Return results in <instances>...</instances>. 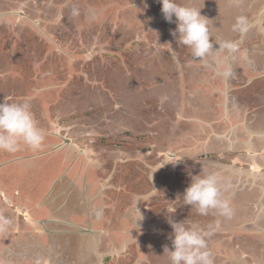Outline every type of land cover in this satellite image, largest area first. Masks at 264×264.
Here are the masks:
<instances>
[{"label": "rangeland", "instance_id": "374dc122", "mask_svg": "<svg viewBox=\"0 0 264 264\" xmlns=\"http://www.w3.org/2000/svg\"><path fill=\"white\" fill-rule=\"evenodd\" d=\"M178 2L200 10L218 51L194 59L171 35L176 25L163 19L157 0H0V102H27L46 133L38 149L0 151V259H13L10 245L29 227L27 215L40 219L46 182L85 175L86 168L97 197L87 207V246L96 243L98 253L127 246L104 264H170L168 209H176L175 222L210 233L213 264H264V143L228 150L232 142H220L238 115L252 128L249 119L264 111V83L247 72L264 75V0ZM226 42L238 51L229 55ZM225 60L234 65L227 79L217 74ZM23 148L38 164L12 160ZM169 155L179 162L160 168ZM248 165L258 180L253 200L226 173L251 171ZM209 172L221 178L230 217L201 216L177 199L190 174Z\"/></svg>", "mask_w": 264, "mask_h": 264}, {"label": "clouds", "instance_id": "9594fccd", "mask_svg": "<svg viewBox=\"0 0 264 264\" xmlns=\"http://www.w3.org/2000/svg\"><path fill=\"white\" fill-rule=\"evenodd\" d=\"M157 2L161 5L163 19L167 23L176 25L171 35L190 50L194 59H204L212 52L218 51L211 42L208 20L201 15L200 10L178 2V0H157ZM238 24H245L243 18L238 21ZM168 47L169 51L175 52L171 44H168ZM238 47V44L233 42L221 45V48L226 49L229 55L237 52ZM223 63L224 71H218L217 74L227 79L232 75V69L226 60ZM45 135V131L38 127L27 102L17 103L5 100L0 102V151L15 152L21 145L38 149ZM172 161H175V157L169 155L166 161L161 162L160 168L179 162L172 163ZM152 189L156 191L153 187ZM223 190L224 187L218 173L190 174L189 185L182 196H178L177 199L182 200L185 206H194L201 216L214 211L220 216L230 217L232 208L229 201L223 198ZM136 211L142 219L137 207ZM175 211L176 209L166 210L169 217L167 222L172 228L170 237L172 247L171 249L165 247L164 252L167 253L170 264H213L206 241L210 233L197 224L186 225L184 221L175 222L171 218ZM3 223L7 224L8 221L4 220Z\"/></svg>", "mask_w": 264, "mask_h": 264}, {"label": "crops", "instance_id": "0c3cea01", "mask_svg": "<svg viewBox=\"0 0 264 264\" xmlns=\"http://www.w3.org/2000/svg\"><path fill=\"white\" fill-rule=\"evenodd\" d=\"M247 72L251 75L250 78L254 83H264V75H258L256 69H247ZM260 79L263 81H260ZM245 103H248V101ZM258 114L249 120H254L256 123L260 121L261 126L255 123L251 128V126L243 124V120H245L244 116L238 115V121L234 123L230 131H227V134L223 133L221 135L220 142L227 143L225 140L231 141L232 143L226 146L228 150L233 149L234 146L237 147L242 142L243 145L247 146L251 143L257 146L260 141L264 143V111H262L260 116ZM246 123L252 125L248 119ZM209 135L210 133L208 137ZM212 135L214 136V134ZM208 137L207 141H210L212 138L208 139ZM217 145L219 146V144ZM25 148L28 149L26 146ZM25 148L22 149L20 156H16L12 160H17L24 164L27 162L25 164L27 166L29 163L33 165L38 164L37 158L28 156L29 153H26L27 149ZM248 149L250 150L249 147ZM12 155L14 156L15 153L13 152ZM253 166L254 164H252ZM88 173L91 174L90 169L87 170L85 168V175L80 176L77 171V175H73V178L67 177L62 179L61 175L58 178L56 177L57 179L55 178V182L52 184L46 182L45 192L39 195L41 197L40 205H42L40 219H30L27 215L26 221L29 227H27L26 231L25 229H21V232L14 236V242H11L12 245H10L13 248L11 250V257L13 259H0L2 263L5 264L7 261L8 264H12L20 256L22 258L31 256V259H33L31 264H104L107 258L124 252L123 249H126L127 246L121 247V250L116 252L115 250L117 249L114 248V251H110L112 246H108L107 251L104 253H98L96 243L93 244V247L87 246L88 242L92 241V235L83 229L91 225L90 217L92 216H89L87 207L91 205L90 202H93L94 205L97 201V197L93 193L92 183L87 181L86 174ZM139 202L140 200L138 201L137 198L136 203ZM83 208L86 211H83ZM78 218L80 220H77ZM97 229L102 232V235L104 233L106 235L107 233L108 238L112 237L110 230L106 226L99 225ZM40 236H44L46 239L39 241L38 237ZM86 238H88V242ZM101 238L103 239L104 237L101 236ZM6 248L8 249V246ZM37 253L45 255L43 256L45 259H42V262H36L38 259H34L37 257ZM82 253L85 254L84 257H82ZM24 263L29 264L27 262Z\"/></svg>", "mask_w": 264, "mask_h": 264}, {"label": "flooded vegetation", "instance_id": "af4514ba", "mask_svg": "<svg viewBox=\"0 0 264 264\" xmlns=\"http://www.w3.org/2000/svg\"><path fill=\"white\" fill-rule=\"evenodd\" d=\"M253 1V3L255 4V5H257V3L258 2H260V1H263V0H252ZM255 36V34H254V32H250V36ZM204 62V61H203ZM221 64V63H220ZM219 64V65H220ZM233 66L234 65H232L231 64V69H233ZM235 69V68H234ZM256 84V83H255ZM260 143L262 144V142L260 141ZM243 151H246V148L244 149V150H242V152ZM37 156V155H36ZM240 159H243L242 157H240ZM247 159L248 160H250V157L249 156H247ZM235 161H233V163L231 162L230 164H232V166H234V164H237V163H239L240 162V160H237L236 159V162L234 163ZM248 167H250V165H248ZM255 168V167H254ZM248 170H251V167H250V169H248ZM252 171L253 170H251V171H244L243 170V172L242 173H240V172H237V173H234V172H231L230 170H226V173L228 174V178L230 179V178H232V176H233V178L234 179H236V181L235 182H239L241 185H244V187H245V189L247 188V189H249V190H251V193H249V195H246V196H248L247 198H249V200H253L254 199V193H253V190L255 191V184L254 183H256V181H258V180H254L255 178L252 176ZM253 172H255V171H253ZM231 181H233V180H231ZM259 182H260V180H259ZM264 182V181H263ZM234 184H236V183H234ZM242 187V186H241ZM254 187V188H253ZM243 188V187H242ZM245 197V196H244Z\"/></svg>", "mask_w": 264, "mask_h": 264}, {"label": "bare ground", "instance_id": "6f19581e", "mask_svg": "<svg viewBox=\"0 0 264 264\" xmlns=\"http://www.w3.org/2000/svg\"><path fill=\"white\" fill-rule=\"evenodd\" d=\"M255 169H257V168H255ZM26 191V190H25ZM24 194V193H23ZM29 194V193H28Z\"/></svg>", "mask_w": 264, "mask_h": 264}]
</instances>
